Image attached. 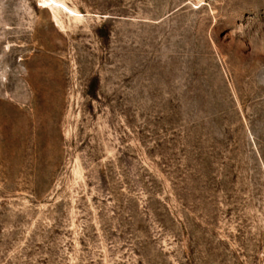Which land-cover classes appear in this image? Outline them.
I'll return each mask as SVG.
<instances>
[{
	"label": "rangeland",
	"instance_id": "1",
	"mask_svg": "<svg viewBox=\"0 0 264 264\" xmlns=\"http://www.w3.org/2000/svg\"><path fill=\"white\" fill-rule=\"evenodd\" d=\"M0 264H264V0H0Z\"/></svg>",
	"mask_w": 264,
	"mask_h": 264
}]
</instances>
